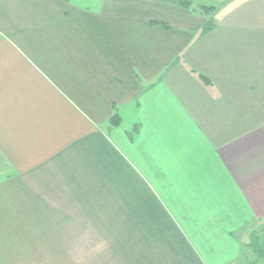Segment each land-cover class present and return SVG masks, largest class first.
<instances>
[{
	"label": "crops",
	"instance_id": "obj_1",
	"mask_svg": "<svg viewBox=\"0 0 264 264\" xmlns=\"http://www.w3.org/2000/svg\"><path fill=\"white\" fill-rule=\"evenodd\" d=\"M39 1L0 0V177H67V226L96 264H250L264 28H215L170 67L148 41L136 65L133 15L104 24L94 2L42 28L22 9Z\"/></svg>",
	"mask_w": 264,
	"mask_h": 264
},
{
	"label": "rangeland",
	"instance_id": "obj_2",
	"mask_svg": "<svg viewBox=\"0 0 264 264\" xmlns=\"http://www.w3.org/2000/svg\"><path fill=\"white\" fill-rule=\"evenodd\" d=\"M135 1L40 0L38 5L22 9L30 10L33 20L39 17L42 28L59 24V17L67 11L78 15L82 11L77 9L84 10L94 2L101 4L96 12H100L104 24L110 25L123 15L132 20L133 15L136 65L143 43L148 41L153 59L170 67L177 62L179 52L215 28H264V0ZM145 22L157 29L149 34L150 40ZM182 31L192 37L179 35ZM154 70L155 65L151 72ZM50 185L54 190L48 189ZM44 205L48 206L47 213L43 212ZM256 226L254 221L239 234L249 243L248 255L253 256L249 263L264 264V229ZM96 253L94 245L81 240L79 230L67 226V177H0V264H96ZM86 256L93 261H81Z\"/></svg>",
	"mask_w": 264,
	"mask_h": 264
},
{
	"label": "trees",
	"instance_id": "obj_3",
	"mask_svg": "<svg viewBox=\"0 0 264 264\" xmlns=\"http://www.w3.org/2000/svg\"><path fill=\"white\" fill-rule=\"evenodd\" d=\"M203 79H205V80H207L205 77H202ZM112 120V122H116L118 119L117 118H113V119H111Z\"/></svg>",
	"mask_w": 264,
	"mask_h": 264
}]
</instances>
